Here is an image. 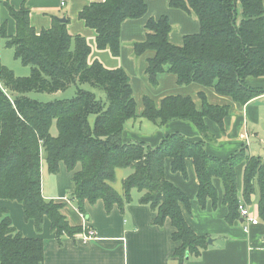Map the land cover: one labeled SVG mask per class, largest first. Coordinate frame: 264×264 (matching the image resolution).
<instances>
[{
  "label": "trees",
  "instance_id": "16d2710c",
  "mask_svg": "<svg viewBox=\"0 0 264 264\" xmlns=\"http://www.w3.org/2000/svg\"><path fill=\"white\" fill-rule=\"evenodd\" d=\"M173 8L195 12L200 31L187 34L180 46L168 38L172 29L167 15L150 18L149 32L135 45V55L154 50L147 67L151 80L166 70L179 84L200 83L214 87L221 95L246 104L264 93L248 79L264 77L263 0H170ZM7 7L16 22V34L9 35L7 24L0 38L14 49L15 58L31 66V76H17L0 61V199L18 201L24 216L42 231L45 218L57 238L82 234L63 213L66 204L47 199L42 190V165L57 173L60 165L72 171L71 199L86 212V202L105 203L108 213L118 204L123 210L132 200V190L141 192L140 202L156 211L155 224L171 219L173 240L180 242L175 256L182 261L188 253H200L209 246L208 238L192 229L183 207L191 200L166 178V161L171 170L187 176V159L192 158L199 181L198 200L217 205L223 185L222 203L230 220L239 219L241 203L257 204L264 220V156L251 155L245 146L226 159L210 155L205 141H193L171 133L157 146L124 139L126 123L138 118L130 77L123 68H109L99 60L90 62L91 46L81 35H72L67 22L54 17L50 27L38 30L31 24L29 8ZM147 13V0H89L80 11L87 27L96 30L99 49L109 48L119 56L121 28L126 19ZM87 85L90 89L85 88ZM77 87L73 98L43 102L31 98L32 91L54 93ZM99 92V95H98ZM204 103L198 109L189 96L170 95L158 108L145 97L143 117L164 125L171 120H187L209 138L208 120L225 131L229 106ZM58 134H52V126ZM118 168H130L123 180V196L113 187ZM240 173L242 176H240ZM240 178L243 191L240 195ZM42 237L21 234L8 211L0 206V264H45Z\"/></svg>",
  "mask_w": 264,
  "mask_h": 264
},
{
  "label": "crops",
  "instance_id": "0c3cea01",
  "mask_svg": "<svg viewBox=\"0 0 264 264\" xmlns=\"http://www.w3.org/2000/svg\"><path fill=\"white\" fill-rule=\"evenodd\" d=\"M7 2L16 9L22 5L29 8L31 24L38 30L50 27L54 17H67L69 32L72 35L81 34L89 42L92 49L90 62L97 59L105 67H119L127 71L139 116L126 123V141H144L153 147L159 145L169 134L180 133L193 141H205L206 151L212 156L226 159L242 146L251 155L264 156V93L243 104L232 96L219 94L212 86L200 83L179 84L177 76L168 70L159 73L153 82L147 67L149 60L156 55L155 51L151 49L135 55L136 43L147 38L149 29L146 24L150 18L159 19L167 15L172 25L168 38L172 44L180 46L185 35L200 31L201 24L195 12L173 8L170 0H147V13L144 16L126 19L122 23L121 51L119 56H115L109 48L97 47L96 30L87 27L79 17L89 0H0V27L6 22L9 35H14L17 30L16 22L9 13ZM2 40L5 41V38ZM0 56L3 58L2 47ZM248 81L252 86L264 88V77L249 78ZM170 95L192 97L198 109L203 107L202 95L210 104H227L230 112L225 119V131L211 120L207 121L209 138H205L193 123L183 119L171 120L164 125L148 119L152 124H146L144 119L147 118L143 117L144 98L153 100L159 108ZM171 165L172 158H169L165 169L167 180L178 186L191 200L190 209L183 207L188 223L197 234L212 240L200 253H188L183 261L175 256L181 243L172 238L175 228L171 219H167L163 225L155 224L157 213L149 205L140 202L142 193L138 189L132 190V200L124 210L116 204L108 213L105 203L97 200L96 204L86 202L84 213L79 210L76 201L70 198L74 191V174L65 169L64 165H60L57 173H50L47 163L42 165L43 195L47 199L65 203L63 213L71 223L82 228H92L98 232L96 237L86 238L83 233H79L75 236L64 235L59 239L47 218L42 231H37L34 221L25 218L23 205L18 201L0 199V206L8 211L21 234L43 238L45 264H264V220L258 213L257 204L248 206L258 223L250 224L249 229L245 230L242 216L233 221L229 219L228 207L221 200L223 185L219 178L214 179L219 192L217 205H213V201L208 199L203 206L197 198L200 185L193 159H187V176L172 171ZM116 173V180L112 185L123 196V180L131 174V169L118 168ZM47 174L62 175L64 183L57 176L51 178ZM48 179L49 184L46 185ZM239 184L241 195V178Z\"/></svg>",
  "mask_w": 264,
  "mask_h": 264
},
{
  "label": "rangeland",
  "instance_id": "374dc122",
  "mask_svg": "<svg viewBox=\"0 0 264 264\" xmlns=\"http://www.w3.org/2000/svg\"><path fill=\"white\" fill-rule=\"evenodd\" d=\"M79 17H80V14H79ZM0 47L3 48V58H4L3 59L0 56V61L3 59L1 61V64L8 66L12 71H14V73H16V75L18 77L19 76H21V77L31 76V74H32L31 66L25 65L20 58L19 59L15 58L14 49L12 47L8 46L6 44V42L4 40H2L1 38H0ZM83 86L87 89H90V87L87 85H83ZM76 93H77V87L71 86L70 88L65 89L64 91H59V92H54V93H50V92L44 93V92H39V91L34 90V91L30 92L28 95L33 99H37V100H40L43 102H49L50 100H55V99L73 98L74 96H76ZM98 95H99V92H98ZM144 122L146 124H149L150 126L152 124L148 119H144ZM51 131H52V134H55V135L58 134V130H57L55 125L52 126ZM43 164H46L45 160H43ZM64 168L67 169L65 166H64ZM45 172H46V170H45ZM69 172H72V171H69ZM54 176H57V179H59L61 181V183H64L63 182L64 180L62 179V177H63L62 175L47 174V177L55 178ZM48 184H49V179L46 182V185H48Z\"/></svg>",
  "mask_w": 264,
  "mask_h": 264
},
{
  "label": "built area",
  "instance_id": "2783aa9c",
  "mask_svg": "<svg viewBox=\"0 0 264 264\" xmlns=\"http://www.w3.org/2000/svg\"><path fill=\"white\" fill-rule=\"evenodd\" d=\"M239 210H240V214L244 218V222L242 225H243V228H245V230L249 229L248 227L250 224L258 223V220L252 216V213L250 212V208L247 204H244V202L241 203L239 206ZM82 233L84 234L86 238L96 237L98 234V232H96L90 227L87 228V226L83 227Z\"/></svg>",
  "mask_w": 264,
  "mask_h": 264
},
{
  "label": "water",
  "instance_id": "95a60500",
  "mask_svg": "<svg viewBox=\"0 0 264 264\" xmlns=\"http://www.w3.org/2000/svg\"><path fill=\"white\" fill-rule=\"evenodd\" d=\"M60 19V21L62 22H67V20H68V18L67 17H62V18H59ZM243 221H244V218H243ZM208 243H212V240L211 239H209L208 240Z\"/></svg>",
  "mask_w": 264,
  "mask_h": 264
}]
</instances>
